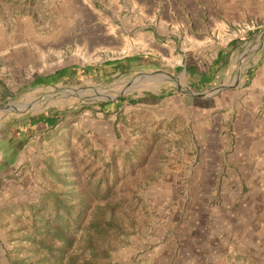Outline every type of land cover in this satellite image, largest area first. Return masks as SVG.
Returning a JSON list of instances; mask_svg holds the SVG:
<instances>
[{"label": "rangeland", "instance_id": "rangeland-1", "mask_svg": "<svg viewBox=\"0 0 264 264\" xmlns=\"http://www.w3.org/2000/svg\"><path fill=\"white\" fill-rule=\"evenodd\" d=\"M176 1L179 12L191 18L200 41L215 39L213 29L223 30V27L227 39L239 41L234 55L237 63L240 58L247 60L264 49V0ZM81 2L0 0V264H9L6 251L14 247L10 230L18 227L16 214L20 204L36 201L46 188L52 187L51 178L43 170L46 159L56 154L54 141L61 136L69 137L79 157L98 151L99 157L106 160L120 150L133 148L141 136L148 137L152 153L145 156L144 164L122 175L116 186V200L122 201L114 216L122 231L113 233L105 246L110 250L111 259L120 264H166V254L172 256L171 264H178V241L173 237L176 228L174 223L170 225L168 209L177 206L178 198L184 196L175 190L174 184L181 160L185 155L199 154L201 146L195 148L193 143L198 145L200 136H204L202 141L206 138L202 108L207 103L199 95L198 112L183 115V101L167 99L156 104L139 101L148 91L159 93L155 86L163 82H172L173 91L178 92V77L171 78L168 68L158 63L134 68L128 73L105 72L83 79H66L55 85H34L38 76L67 66L101 65L142 50L137 47L140 42L151 43L150 48L157 50L158 45L174 39L164 34L139 41L134 29L129 27L134 20L123 19L125 11L119 15L110 5L104 6L102 0H92L86 6ZM162 3L166 13L173 15L175 1L162 0ZM104 7L103 17L95 9ZM178 16L181 19L182 15ZM143 24L154 25L146 19ZM178 38L181 44L186 42L182 31ZM238 69L237 65L236 73ZM174 74L178 76V72ZM181 80L184 81L183 76ZM215 90H209L210 94ZM225 90L228 88L214 93L219 100L213 106L216 109L213 115L230 102L228 95L222 98ZM122 97L126 99L124 103L111 104L105 111L100 109L101 103L116 102ZM131 99L137 103L130 104ZM49 109L63 111L56 134L54 130H44L28 136L31 130L23 127L16 131L21 121ZM174 111H178L177 116L173 115ZM189 120L195 130L193 136L188 132ZM3 137H11L12 142H4ZM235 140L234 135L233 144ZM19 142L24 146L12 159L20 156L22 161L16 166L2 164L5 155H12ZM203 156L215 159L214 154ZM221 168L220 178L207 180L203 186L206 190L213 188L212 191L206 196H193L197 206H216L215 214L223 216L230 214V206H245L240 214L248 213L258 192L255 196L246 188L240 192L236 189V180L226 176L227 165ZM261 208L264 219V205ZM217 219L210 222L209 235L228 229V226L220 228ZM245 230L250 233L245 235ZM226 237L231 245L224 252L225 260L229 256L225 264H264V224L253 228L241 222L238 227L232 224ZM212 247L215 249L216 245Z\"/></svg>", "mask_w": 264, "mask_h": 264}, {"label": "crops", "instance_id": "crops-1", "mask_svg": "<svg viewBox=\"0 0 264 264\" xmlns=\"http://www.w3.org/2000/svg\"><path fill=\"white\" fill-rule=\"evenodd\" d=\"M102 1L105 2L104 6L110 5L111 9L117 10L119 15L125 11L123 19L128 17L134 20L129 27L134 29L139 41L145 38L150 40L151 35L168 34L170 38H174L158 45L157 50L150 48L151 43L140 42L141 45L137 47L142 50L117 58L122 60L140 56L142 60L146 58V62L141 59L137 62L142 67L154 66L158 63L161 67L168 68V75L171 78L178 77V92L173 91L172 82L168 84L163 82L155 86L160 91L159 93L155 90L148 91L139 101L145 104H156L167 99L183 101L182 114L184 115V113L190 114L193 111L197 113L196 106L200 99L198 96H204L203 101L207 103L202 108L206 138L202 141L201 137L204 138V136H200L197 139L198 145L193 143L195 148L201 146L199 154L185 155L181 160L180 170L175 176L174 184L175 190L184 193L185 197L178 198V205L168 209L171 213L168 220H171L170 225L174 223L176 228L174 232L176 236L173 237L178 241V264H225L229 256L225 260L224 252L231 245L226 235L231 225L236 224L238 227L241 222L244 226L250 225L253 228L256 225L262 227L264 224L261 214V206L264 205V49L257 54L254 53L247 60L242 61L240 58L237 63L238 60H235L234 55L239 47L236 43L238 44L239 41L227 39L225 27L223 30L213 29L212 36L215 39L208 38V40L200 41L196 36L197 32L193 30L191 18L179 12L176 0H174L176 5L172 8L174 11L171 12L173 14L171 16L166 13L162 0ZM81 4L91 5L92 0H82ZM104 10L106 7L95 9L96 13L103 17L105 15L102 11ZM178 15H182L181 19ZM145 19L152 21L154 25H144L143 20ZM126 28L123 25L125 31ZM144 29L147 30L144 31ZM180 31L186 35L184 44H181L178 38ZM237 65L239 69L236 73ZM56 72L41 76L54 75ZM176 72L178 76H175ZM116 74H120V71H116ZM181 76L184 77V81L181 80ZM64 80L66 79L62 81ZM49 85L55 84L45 86ZM212 88L217 90L210 94L209 90ZM225 88L228 90H225L222 98L223 95H228L230 102L226 104L225 109L213 115L216 111L213 106L219 100V96H214V93ZM170 112L167 111L166 114ZM173 115L177 116L178 111H174ZM193 118L192 116V120ZM192 120L186 124L189 127L188 132L190 131L193 136L195 130L189 124ZM234 135L236 140L233 144ZM2 140L12 142L11 137H3ZM204 153L214 154L215 159L210 160L203 156ZM13 155L14 152L12 155H5L2 164L16 166L22 161L20 156L18 159H12ZM224 165H227L228 179L236 180L237 190L242 192L246 188L249 194L254 196L257 192L259 194L246 214H240L245 206H230V214L223 216L221 213L215 214L216 206L200 207L195 202L194 197L197 195L206 196V193L209 194L212 191L213 188L206 190L203 186L207 180L220 178L219 171ZM0 176H2L1 172ZM223 178L227 179L225 175ZM216 217L218 218L217 225L220 228L228 226V229H221L209 235L208 227L212 225L210 222L216 220ZM249 233L246 231L245 235ZM212 245H216L215 249ZM165 256H167L166 264H171L172 256L168 257L167 254Z\"/></svg>", "mask_w": 264, "mask_h": 264}, {"label": "trees", "instance_id": "trees-1", "mask_svg": "<svg viewBox=\"0 0 264 264\" xmlns=\"http://www.w3.org/2000/svg\"><path fill=\"white\" fill-rule=\"evenodd\" d=\"M140 59L134 56L96 66H67L54 75L37 77L34 85L56 84L63 79H83L118 70L128 73L142 67L137 64ZM125 101L122 97L116 102H103L100 109L105 111L107 106ZM128 102L135 104L137 100ZM62 116L63 111L59 109L45 110L21 121L16 131L23 127L31 130L28 136L44 130H54L56 134L55 128ZM147 141L148 137L141 136L133 148L120 150L106 160L99 157L98 151L79 157L68 136L57 138L56 154L46 159L43 170L51 178L52 187L46 188L36 201L20 204L16 214L18 227L10 230L14 247L6 251L9 264H120L111 259L110 250L105 246L113 233L122 231L114 216L122 201L116 200V186L122 175L144 164L145 156L152 153L153 147ZM153 141H157L155 136ZM23 146L17 143L14 154Z\"/></svg>", "mask_w": 264, "mask_h": 264}]
</instances>
